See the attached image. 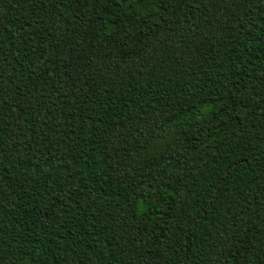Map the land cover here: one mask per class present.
Returning a JSON list of instances; mask_svg holds the SVG:
<instances>
[{
	"label": "trees",
	"instance_id": "1",
	"mask_svg": "<svg viewBox=\"0 0 264 264\" xmlns=\"http://www.w3.org/2000/svg\"><path fill=\"white\" fill-rule=\"evenodd\" d=\"M0 264H264V0H0Z\"/></svg>",
	"mask_w": 264,
	"mask_h": 264
}]
</instances>
